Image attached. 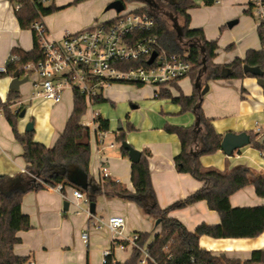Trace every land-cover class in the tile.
I'll list each match as a JSON object with an SVG mask.
<instances>
[{"label":"crops","instance_id":"0c3cea01","mask_svg":"<svg viewBox=\"0 0 264 264\" xmlns=\"http://www.w3.org/2000/svg\"><path fill=\"white\" fill-rule=\"evenodd\" d=\"M112 1L114 0H86L74 4V0H56L59 10L44 16L42 22L51 38L60 39L68 32H76L90 26L95 19H98L105 6L104 12L110 11L107 10V6ZM227 1L239 2L246 6L244 11L248 10L247 0H222V2ZM50 3L51 0H47L44 4ZM114 12L103 17L102 21L117 17L119 13L115 10ZM190 26L202 27L194 26L192 22ZM205 33L209 40L217 39L219 42V37L208 36L206 30ZM232 39L234 40L225 47V51H221L219 46L218 55L214 60L216 64L229 63L236 57L244 58L249 49L259 50L262 46L256 27L251 29L249 38L244 40L241 38L242 41ZM230 45L233 46L229 48ZM15 47L25 51L32 50L34 34L32 29L21 28L16 16V6L9 0H0V69L5 67ZM12 77L0 79V97L4 102L8 99L11 90ZM25 77L21 75V79ZM30 79L20 86L18 89L20 97L10 102V108L15 112L17 109L26 110L25 116L20 117L18 123L21 133L26 132L29 121H32L34 139L52 148L63 134L73 111L74 92L68 90L63 101L56 104L37 96L34 82L27 85ZM258 80V77L244 76L208 82L210 88L204 95L202 109L205 116L212 120L215 130L223 137L230 132L247 133L249 137L253 135L257 141L264 144V87ZM179 85L188 96L193 94L196 87L190 75L180 80ZM173 93L179 95L177 90ZM154 97L158 98L156 93ZM94 106V104L89 106L91 116H86L83 121L90 119L93 114L100 113L94 110ZM172 110L174 114H180V119L177 117L176 120L171 116L166 117L168 120L160 119L158 122L150 118H137L133 121L130 119L116 130L113 129L112 121L108 118L110 130L107 132V137L102 140L103 146L107 147L110 143H114L115 147L107 152L109 155L107 162L100 161L98 152L100 140L95 135H91L90 174L95 180L101 183V167L104 164L108 167L111 178L134 191L131 179L133 162L129 155L123 154L122 141L117 139L119 133L123 131L124 140L134 148L142 153L144 150L151 152L149 157L151 178L161 208L165 209L201 189L204 185L203 181L196 179L190 173L177 170L175 157L181 152V141L176 133L165 130L168 124L193 126L196 123V116L191 112L182 114L180 105L179 108ZM22 154L23 149L16 141L11 125L0 109V175L13 177L27 171L28 164ZM200 160L204 167L221 171L244 165L262 172L264 148L256 149L249 142L230 155L221 148L213 154L202 155ZM73 188L75 187L66 186L63 191H58L55 187H47L24 194L21 210L30 217L31 228L18 232L21 241L14 246V252L19 256L28 257L29 261L26 264H104L103 252L112 247L113 239L111 233L99 229L106 228L104 222L109 216H123L126 220L122 234L117 239L118 242H125L139 232L150 233V241H152L155 235L161 232L162 227L160 223L156 224L157 219L146 214L135 202L119 196L99 195L95 202V212L88 213L91 202L89 201L88 207L82 201L75 199L72 195ZM66 201L69 202L68 208H65ZM230 202L233 207H254L264 205V198L258 196L253 185H248L234 193L230 197ZM169 216L181 221L192 232L203 223L208 225L221 223L220 214L212 210L206 200L173 209L169 212ZM87 228L90 233L88 244L84 243L81 237ZM200 246L210 250L214 255L224 254L230 259L249 260L253 251L264 249V233L254 238H214L203 235L200 238ZM132 252L133 247L128 244L124 250L115 247L113 256L119 264H125Z\"/></svg>","mask_w":264,"mask_h":264},{"label":"trees","instance_id":"16d2710c","mask_svg":"<svg viewBox=\"0 0 264 264\" xmlns=\"http://www.w3.org/2000/svg\"><path fill=\"white\" fill-rule=\"evenodd\" d=\"M15 6L16 16L22 29H32L34 47L30 51L13 48L5 64V70L0 71V79L13 76L16 71L26 75L24 66L37 65L45 59V53L40 46L38 35L33 28L37 21L59 10L55 1L45 5L41 0H9ZM86 0H74L78 4ZM145 2V0H127ZM206 6H212L216 0H201ZM138 9L155 19L154 34L160 38L161 45L169 52L181 54L191 63L189 73L194 83L198 77L205 85L210 80L221 78H242L244 76L264 78V32L258 29L261 49H249L244 58L236 57L226 64L214 62L218 55L217 39L209 40L203 27L192 28V16L189 10L197 6V0H150V3ZM245 12L250 13L249 10ZM251 14V13H250ZM178 18L183 29L180 37L171 19ZM149 32H138L136 39L149 35ZM233 45H230L231 48ZM147 58L127 61L121 64L123 68L147 66ZM244 65L259 67L261 76L244 72ZM206 68V69H205ZM227 70L223 76L222 71ZM134 84V83H132ZM139 87L144 84H136ZM179 92L176 96L171 89L161 88L158 98H169L181 106L182 112L191 111L196 116L193 126L183 127L166 125L165 130L176 133L181 141V152L175 157L176 168L179 172L190 173L204 185L183 200L169 207H160L154 189L149 157L151 152L144 150L138 163H132L131 179L134 191L110 176L103 183L97 182L90 174L91 132L83 125L89 111L86 95L78 88L74 89V107L68 119L65 130L54 147L49 148L34 139V130L21 133L18 128L21 110L10 108V102L20 97L19 90H10L8 99L4 102L0 97V109L12 127L16 141L23 149V158L27 162V171L13 177L0 175V264H26L29 258L19 256L14 252V246L21 239L18 232L31 228L30 217L21 210L24 194L38 191L47 187L72 186L86 194L91 203L97 201L101 194L119 196L135 202L146 214L154 219H161V232L150 241V233L139 232L136 246L131 257L125 264H139L142 248L148 245V264H264V249L253 251L249 260L230 259L226 255H214L210 250L200 246V238L208 235L214 238H254L264 233V205L254 207H233L230 197L242 188L253 185L258 196L264 198V171L259 172L250 167L240 165L221 171L206 168L201 163V156L213 154L221 149L223 135L218 133L212 120L205 116L202 103L204 95L195 87L192 95H185L179 82L172 83ZM109 101L101 92L93 99V104ZM97 131H109L110 120L100 113L95 116ZM133 128V127H132ZM125 139L121 131L117 137ZM250 143L256 149L262 150L264 144L250 135ZM124 155L129 152L122 149ZM88 180V186L80 183V179ZM206 200L212 210L221 216L218 225L201 224L195 231H190L181 221L169 216L173 209L183 208L198 201ZM127 244V242H125ZM106 264H119L113 255L108 256Z\"/></svg>","mask_w":264,"mask_h":264},{"label":"built area","instance_id":"2783aa9c","mask_svg":"<svg viewBox=\"0 0 264 264\" xmlns=\"http://www.w3.org/2000/svg\"><path fill=\"white\" fill-rule=\"evenodd\" d=\"M45 3L47 0H41ZM222 2L216 0L215 3ZM248 10L257 21V28L264 32V0H247ZM144 6L139 7L141 9ZM19 5L16 6V9ZM132 12H121L117 17L108 21H97L76 32H68L62 38H51L43 22L37 21L33 24L39 43L45 53V59L37 65L27 64L24 66L28 78L37 77L34 81L36 95L51 100L54 103L63 101L65 93L78 88L86 95L89 106L93 99L103 92L107 85L112 83H134L150 84L156 88V96L161 88H166L174 82H179L187 77L192 65L184 55L169 53L160 42L155 29V19L148 14ZM138 32H149L150 34L136 39ZM157 52L152 63L151 56ZM147 58L148 65L135 68H123L122 63L127 61ZM5 70V67L0 71ZM11 107V106H10ZM20 109H17L18 112ZM83 121V125L90 129L91 135L100 140L99 159L107 162L108 151L115 147L110 143L103 146V139L107 132L97 131L95 116ZM109 176L108 167H101V183ZM63 191L64 186L58 184L55 187ZM72 195L78 201H82L89 207V200L85 193L79 189H72ZM65 197H67L64 194ZM81 210V207H80ZM90 213V210H87ZM123 216H109L104 222L105 227L112 235L113 245L103 252V263L106 264L108 256L113 255L115 247L122 250L127 245L136 246L138 234H133L125 242H118L125 225ZM84 243H89L90 233L87 228L81 235ZM148 245L142 248V256L139 264H148Z\"/></svg>","mask_w":264,"mask_h":264},{"label":"rangeland","instance_id":"374dc122","mask_svg":"<svg viewBox=\"0 0 264 264\" xmlns=\"http://www.w3.org/2000/svg\"><path fill=\"white\" fill-rule=\"evenodd\" d=\"M124 2L126 5L124 13L132 12L146 4L145 2L138 1L128 2L124 0ZM245 8V5L236 1H227L215 3L213 6H206L201 0H197V6L190 11L192 14V24L194 26L204 27L208 36L219 37L218 43L221 46V51H225V47H227L231 40H234L232 38H236L237 41H242V39L244 40L250 37L252 28H257V21L250 13L244 11ZM104 9L98 16V19H95L92 24L97 21H102L106 15L109 16L115 13L114 10L104 12ZM235 19H238V23L230 27L228 23ZM35 80L34 76L31 77L27 85H30ZM166 88L174 92L176 91L172 84ZM155 89L150 84L139 87L132 83H112L107 85L103 92L104 97L109 98V101L95 105L94 110L100 112L103 117L111 119L114 130L130 119L133 121L137 118H150L155 122H158L160 119L168 120L166 119L168 116L174 117L176 120L177 117L180 119V114H174L172 110L174 108L177 109V107L179 108V105L173 103L169 98H155ZM135 105L137 107H134ZM164 111L167 113L164 114ZM90 116L91 111L87 114V117ZM99 230L110 233L107 228H100Z\"/></svg>","mask_w":264,"mask_h":264},{"label":"water","instance_id":"95a60500","mask_svg":"<svg viewBox=\"0 0 264 264\" xmlns=\"http://www.w3.org/2000/svg\"><path fill=\"white\" fill-rule=\"evenodd\" d=\"M145 2L150 3V0H145ZM114 9L117 13H121L126 9V5L124 0H114L112 1L108 6H107V10H111ZM172 21L174 22V26L178 32V35L181 37L183 35V29L182 26L180 25L178 18L174 17L173 15L170 16ZM238 23V20H234L228 23V25L230 27H233L234 25H236ZM157 56V52H154L151 56V59L149 60V63H152L155 59V57ZM206 69V68H205ZM244 72L245 73H252L256 76H261L262 75V71L259 67H251L249 65H244ZM223 76H226L227 70H223L222 71ZM29 80L28 76H26L25 78L21 79V74L19 71H16L12 77V81L10 83V89L11 90H18L20 88V86L27 82ZM259 84L261 86L264 87V78L260 77L258 80ZM195 86L200 90L201 95H205L210 88L209 83H206L205 86L202 85V83L200 82V77L197 78ZM26 114V110L23 109L20 113V117H24ZM196 125H198V122H196ZM34 130V124L33 122H30L27 127H26V131H32ZM250 142V137L247 133H226L223 137L222 143H221V148L222 150L227 154L230 155L231 153H233V151H235L237 148H240L246 144H248ZM121 148L125 149L129 152V156L131 158V161L133 163H138L141 158H142V151L134 148L131 144H129L126 140L122 141L121 143ZM80 183L88 186V180L87 178L85 179H80ZM69 202L66 201L65 202V208H68ZM95 203H91L90 205V211L92 213L95 212ZM161 222V219H157L156 224H159Z\"/></svg>","mask_w":264,"mask_h":264}]
</instances>
